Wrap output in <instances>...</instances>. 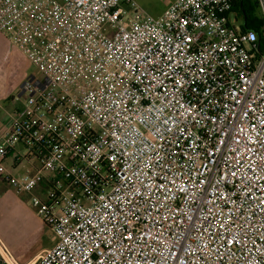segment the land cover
Wrapping results in <instances>:
<instances>
[{
  "label": "built area",
  "instance_id": "built-area-1",
  "mask_svg": "<svg viewBox=\"0 0 264 264\" xmlns=\"http://www.w3.org/2000/svg\"><path fill=\"white\" fill-rule=\"evenodd\" d=\"M138 2L0 0L39 72L0 116V179L53 232L32 264H264L260 37L236 0Z\"/></svg>",
  "mask_w": 264,
  "mask_h": 264
},
{
  "label": "rangeland",
  "instance_id": "rangeland-1",
  "mask_svg": "<svg viewBox=\"0 0 264 264\" xmlns=\"http://www.w3.org/2000/svg\"><path fill=\"white\" fill-rule=\"evenodd\" d=\"M172 0H139V6L150 15H161ZM260 16L259 9L256 10ZM234 26H240L235 14L230 16ZM0 47V98L10 90L19 87L27 76H38L39 72L29 61L20 58L19 54L6 58ZM21 208L11 205L7 218L0 216V242L6 246L4 240H11L18 247L15 251L18 256L31 257L46 252L52 246L53 232L39 218L36 209L32 206L31 197L24 198ZM18 210H14L17 209ZM8 213V212H7ZM6 217V216H5ZM19 219L20 227H15L13 219ZM11 221V222H10ZM14 224V226H13Z\"/></svg>",
  "mask_w": 264,
  "mask_h": 264
},
{
  "label": "crops",
  "instance_id": "crops-1",
  "mask_svg": "<svg viewBox=\"0 0 264 264\" xmlns=\"http://www.w3.org/2000/svg\"><path fill=\"white\" fill-rule=\"evenodd\" d=\"M172 2L173 0L168 4L166 9L169 7V5ZM0 47L2 49L1 53H4L6 58H9L15 55V53H17L19 54L20 58H23V60L28 61L21 51L12 47L7 37L1 32H0ZM26 77L22 81H24ZM21 85L19 87L14 88L13 90L8 91L3 96V98H0V116L3 114L2 109L13 111L23 106L24 99L21 97ZM17 151H19L21 154H25V151L23 150L22 147H18ZM4 164L11 171L13 175H21L30 170L34 171L39 166L37 161H35L34 159H29V158L27 160L22 159L20 160V162L13 164V158L11 156L4 162ZM45 186L46 184H44V187ZM35 194H39V192L35 191ZM28 197L30 198L31 196L29 194L19 195L15 193V191L10 187V185L5 180L0 179V216H3L4 219L7 218L8 220V214H9V209L11 208V205L21 208L22 205L24 206L23 204L24 198H28ZM19 208L14 209V210H18ZM11 221H13L12 223L15 224V227H20L19 225L21 223L19 222V219L15 218ZM4 241L6 244V246L4 245L5 248L12 254L14 260L16 261V264H32L39 256L43 254V253H40L37 256L35 255L34 257L33 256L31 257L18 256L17 257V253H15V251L19 250L17 245H15L11 240L6 239ZM0 264H13V263H11L7 258H5L0 253Z\"/></svg>",
  "mask_w": 264,
  "mask_h": 264
},
{
  "label": "trees",
  "instance_id": "trees-1",
  "mask_svg": "<svg viewBox=\"0 0 264 264\" xmlns=\"http://www.w3.org/2000/svg\"><path fill=\"white\" fill-rule=\"evenodd\" d=\"M258 5L256 0H236L234 10L244 17L245 24L242 30H254L260 37V53L264 50L263 21L257 14Z\"/></svg>",
  "mask_w": 264,
  "mask_h": 264
}]
</instances>
